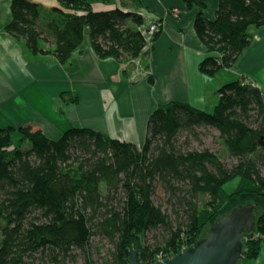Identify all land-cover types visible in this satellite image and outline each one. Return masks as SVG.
Listing matches in <instances>:
<instances>
[{
  "label": "trees",
  "instance_id": "obj_1",
  "mask_svg": "<svg viewBox=\"0 0 264 264\" xmlns=\"http://www.w3.org/2000/svg\"><path fill=\"white\" fill-rule=\"evenodd\" d=\"M183 1L198 8L193 27L207 49L198 67L207 76L231 68L251 41L249 28L264 24V0H219L213 19L204 16L203 0ZM61 3L40 27L38 2L11 0L4 29L60 64L69 63L86 38L98 58L120 62L148 43L137 12L95 11L89 0ZM159 33L160 27L151 42ZM216 94L212 111L181 101L155 106L140 147L85 127H69L56 138L29 123L0 128V264L45 257L64 264L78 254L92 264L95 237L111 244L103 264H127L131 249L140 264H152L191 247L215 218L248 202L259 211L243 254L254 260L264 241V94L243 77L221 84ZM61 96L77 101L74 94ZM202 126L218 131L229 162L208 148H184ZM232 178L237 182L227 192ZM161 192L176 206L175 223L153 200ZM158 229L162 239L149 244L148 233Z\"/></svg>",
  "mask_w": 264,
  "mask_h": 264
},
{
  "label": "crops",
  "instance_id": "obj_2",
  "mask_svg": "<svg viewBox=\"0 0 264 264\" xmlns=\"http://www.w3.org/2000/svg\"><path fill=\"white\" fill-rule=\"evenodd\" d=\"M10 1L0 0V110L14 123L33 124L51 138L69 127H85L142 145L148 116L158 104L181 101L207 111L217 102L215 75H204L198 67L207 49L193 27L196 5L187 7L183 0H140L141 5L134 0H89L95 11L121 8L139 13L142 31L159 23V36L124 62L98 58L85 40L69 63L60 64L52 55L32 53L23 40L6 32ZM33 1L42 6L40 27L56 17L52 7L62 6L61 0ZM203 1L204 16L213 19L219 0ZM249 32L251 41L243 49L246 61H236L229 70L255 82L264 94V24L251 26ZM62 93L76 95L77 101H65ZM261 249L264 253V244Z\"/></svg>",
  "mask_w": 264,
  "mask_h": 264
},
{
  "label": "water",
  "instance_id": "obj_3",
  "mask_svg": "<svg viewBox=\"0 0 264 264\" xmlns=\"http://www.w3.org/2000/svg\"><path fill=\"white\" fill-rule=\"evenodd\" d=\"M88 34V29H85ZM256 220L253 205L241 204L230 212L215 218L204 237L191 247H184L172 257L159 259L152 264H236L244 259L243 245L252 237ZM127 264H140L137 252L131 249Z\"/></svg>",
  "mask_w": 264,
  "mask_h": 264
},
{
  "label": "rangeland",
  "instance_id": "obj_4",
  "mask_svg": "<svg viewBox=\"0 0 264 264\" xmlns=\"http://www.w3.org/2000/svg\"><path fill=\"white\" fill-rule=\"evenodd\" d=\"M86 40H88L86 38ZM89 41V40H88ZM244 52L240 53L239 57L237 58V64H241L243 65V62L246 61L245 60V50H242ZM242 54V55H241ZM239 60V61H238ZM236 63V62H235ZM234 63V64H235ZM235 71H231L227 68H221L220 70H218L215 74V77L213 78V82L216 86V88H214L215 90L217 89L218 86H220L221 84L231 81L235 78H237V76L235 74ZM233 74L232 77L230 78L229 75ZM213 89V91H214ZM64 100H69L71 102H73L71 99L68 98V96H66V98H64ZM76 102V101H75ZM212 107L208 108L207 111H212ZM12 117L9 118V116L7 115V112H2L0 110V128L2 127H6V126H14V127H18L21 124H17L14 123L12 120ZM197 137H193L188 136V143L184 144V148H188V149H203V148H208L213 152L218 153L221 158L224 161H230L229 158H223V150H222V146L220 143V139L218 138V131L215 128L212 127H208V126H202V127H197L196 128ZM18 137V133L15 131L12 133V138L16 139ZM183 139V138H182ZM138 147H140L141 145H137ZM237 182V178H232L231 180L227 181L224 184V189L227 192H230L235 184ZM153 200L156 204H161L162 209L166 210L167 214H169L170 216V220L172 221V223H175V219L177 217L174 209L176 208V206H174V204H172L171 202H166V196L164 195L163 192H161L160 195H154L153 196ZM246 204H250L253 205L252 202H248ZM254 209L256 210V215L258 213V208L254 206ZM209 228V225L206 226V228L204 229V232L201 236L204 237L207 230ZM254 230V228H253ZM254 232V231H253ZM162 230H153L152 232L148 233L147 236V241L149 244H154L155 242L160 241L162 238ZM258 236V235H257ZM263 240H264V236H263ZM264 244V241L262 242V245ZM111 248V244L109 242V240L106 237H95L93 239L92 242V247H91V262L92 264H103L104 259L107 257L108 252ZM259 260H261L262 262H259ZM257 261V262H256ZM90 262V260H89ZM29 264H53L52 261H50L49 258L45 257V258H36V259H29ZM64 264H89L87 263V261L84 259V256L81 254H78L75 261H66ZM236 264H264V253L261 249L260 251V255H259V259H254V260H239Z\"/></svg>",
  "mask_w": 264,
  "mask_h": 264
},
{
  "label": "built area",
  "instance_id": "obj_5",
  "mask_svg": "<svg viewBox=\"0 0 264 264\" xmlns=\"http://www.w3.org/2000/svg\"><path fill=\"white\" fill-rule=\"evenodd\" d=\"M177 10L176 9H172V13H176ZM159 29V23H152L148 26V28L144 31L145 37L147 39L148 42H151L152 36L154 34L155 31H157ZM245 81L247 83H250L253 86H257L255 84V82H253L252 80H247L245 79ZM161 259V258H160Z\"/></svg>",
  "mask_w": 264,
  "mask_h": 264
}]
</instances>
